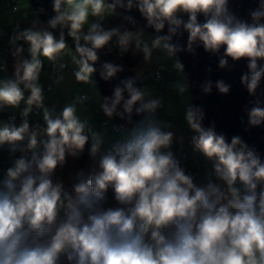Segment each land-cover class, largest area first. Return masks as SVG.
<instances>
[{"label":"clouds","instance_id":"1","mask_svg":"<svg viewBox=\"0 0 264 264\" xmlns=\"http://www.w3.org/2000/svg\"><path fill=\"white\" fill-rule=\"evenodd\" d=\"M51 6L47 28L14 30L13 75L0 79V112L19 109L21 117L19 125L12 122L15 116L0 122V149L21 153L0 178V264H264V158L255 147L240 136L229 141L214 124L205 127L203 108L190 103L184 117L189 142L211 165L208 182L198 185L171 150L173 125L156 118L162 98L137 86L138 75L120 79L111 96H102L104 115L127 125L120 126L124 137L107 148L103 135L78 114L77 104L87 96L57 112L45 104L39 83L42 57L58 63L66 54L65 30L75 48L73 75L90 85H97V73L107 82L124 70L100 61L98 53L111 52L113 40L121 55L142 52L145 63L162 48L176 57L173 67L182 73L177 53L195 54L203 47L217 55L223 49L219 68L230 69L229 59L247 61L240 83L256 97L245 109L247 123L261 126L264 102L257 89L264 80V0L250 12L251 22L230 11L229 0H52ZM118 9L140 13L143 29L156 34L151 45L142 31L104 27L107 16L120 15ZM57 28L58 38L52 31ZM21 40L24 44L17 43ZM24 45L27 57L21 55ZM188 87L176 85L180 94ZM212 87L207 80L201 90L208 94ZM215 87L228 94L231 85L217 80ZM34 109L43 123L31 126ZM86 147L96 166L77 171L68 190L57 171ZM109 190L116 207L105 206Z\"/></svg>","mask_w":264,"mask_h":264},{"label":"water","instance_id":"2","mask_svg":"<svg viewBox=\"0 0 264 264\" xmlns=\"http://www.w3.org/2000/svg\"><path fill=\"white\" fill-rule=\"evenodd\" d=\"M33 6L35 13L38 17L46 23L47 20L54 15L52 11V0H29ZM258 6V0H229V9L238 18L251 22L250 12ZM41 9L43 11H41ZM120 15L132 16L135 21L144 28L146 21L141 17L140 13L133 9L131 12H125L123 9L117 10ZM184 19H187L185 16ZM203 22V17H198ZM264 22V21H262ZM147 32L154 33L153 29L145 28ZM54 35L59 37L60 29L52 30ZM165 28L161 34H166ZM65 39L70 48L75 51L73 41L67 36V30H65ZM176 37H173V41H176ZM187 39V33L185 32L180 37V43L184 44ZM223 53L221 49L220 54L211 55L203 50V47L197 48L195 54L181 51L177 53V58L184 65V74L186 76L189 89L192 95V104L201 106L204 111L203 125L208 127L210 125L215 126L217 133H223L225 137L230 141L233 136H240L249 146L255 147L262 158H264V124L258 127H251L247 123L246 108H250L252 104L250 101L256 99V97L249 96L246 88L240 83V76L247 71V61L240 60L233 62L229 59V64L232 67L221 69L218 67L219 55ZM100 61H108L117 65H123L120 60L106 49L101 50L99 53ZM99 68V64L96 65ZM210 69V71H209ZM134 74L124 67V70L117 74V77L111 81H103L100 79L98 73L95 75L97 85L100 89L102 96H111L112 89L120 79L133 76ZM213 82V87L210 93L204 94L201 90V85L207 81ZM223 80L225 83L230 84L231 88L228 94H221L215 87V81ZM140 81H137V86H141ZM257 95L264 102V80L261 81V86L257 89ZM264 106V103H262ZM140 117L133 115V120H137ZM114 120L125 123L118 117L113 116ZM65 187L71 190L72 185L66 184Z\"/></svg>","mask_w":264,"mask_h":264},{"label":"rangeland","instance_id":"3","mask_svg":"<svg viewBox=\"0 0 264 264\" xmlns=\"http://www.w3.org/2000/svg\"><path fill=\"white\" fill-rule=\"evenodd\" d=\"M17 1L19 10L22 11V14L25 17H31L35 14V10L29 0ZM108 17L109 16L106 18ZM89 19L90 22H92L95 18L90 17ZM34 20L37 26H42V22H40L37 17L34 18ZM85 28H87V25ZM141 31L143 32L142 39L151 45L156 34L147 32L141 26H137L132 32ZM135 53L140 58V61L136 66L131 68L130 71L134 75L136 74L140 77V83L144 87L151 89L154 96L162 98V107L157 110L156 118L161 122H172L173 127L170 130L175 134L176 138L173 144H178V147H176L177 150L182 147L188 148L190 153H192L191 155L196 156L197 152L193 151V148L189 142L191 133L189 132L184 118L187 105L190 103L192 104V95L189 87L188 91L183 94H180L176 88L177 84L188 83L185 74L173 67L176 57H170L165 50L162 48H157L153 50L151 62L145 63L142 52ZM73 55H75V51L68 45L66 54L61 58V60L73 64L71 59ZM161 70L164 72H167L168 70L172 71V76L163 81L162 86L153 80V73L155 71ZM4 72L7 71H0L1 79L8 78V75L6 76L7 73L4 74ZM63 72H65V70H63ZM59 73L60 72H58V74ZM40 85L44 88L43 81L40 83ZM44 94L45 104L49 108H55L57 112H59L64 107V105L72 103L76 97L81 96V94H86L88 99L83 103L77 104L78 114L82 119L86 118L88 120L89 125L94 131L100 132L103 135L105 141L104 147L107 148V144L116 137H118L119 140L124 137V134L117 136L109 129V127L102 125L103 115L100 109L102 95L98 85L77 82L75 77L70 74L65 76L64 79H61V86L54 87L50 92L44 91ZM10 111H15V109H5L0 112V122L6 121L4 113ZM40 117H42V113H40ZM16 156L15 154L10 155L7 150L3 153H0V178L3 177L5 170L11 166L12 161L16 158ZM88 161L89 162L83 168L85 173L90 172L96 166L95 161H93L89 155ZM79 170L80 169L77 168L75 164L74 158L68 157L66 165L62 170L58 169L57 175L61 177L65 185H72L75 182V174ZM195 183L198 185L205 184V182L200 183V181H195ZM107 196L108 198L105 205L106 207L118 206L113 199L111 190H109Z\"/></svg>","mask_w":264,"mask_h":264},{"label":"trees","instance_id":"4","mask_svg":"<svg viewBox=\"0 0 264 264\" xmlns=\"http://www.w3.org/2000/svg\"><path fill=\"white\" fill-rule=\"evenodd\" d=\"M5 2H6L5 4H7V6H8L9 12L13 15L12 23L9 26V34L11 35V37L14 35V32L11 29V26H12L13 22L16 20L17 17L21 18L22 29H24V28H34L33 26H37L36 23H35V20H34V18H36V17L40 20V22H42L41 23L42 26H45V28H47L46 23H44L38 17V15L36 13L33 16H31V17L22 16L21 13H20V10H19V6H18L17 0H12V3L10 2V0H5ZM13 4L17 8V11L15 13L12 12V9H11ZM103 25H104L105 28L120 27L121 31H123L125 29L133 31L137 26H139V24L136 21L126 19L123 15H119V14L112 15V16H109L108 18H106L105 21L103 22ZM18 44H24V42H21V43H18ZM1 47H2V45L0 43V49H1ZM11 48L15 49V45L13 44V47L10 46L6 50H3V54L1 53L2 54V59L0 61V64L5 59V56H6V53H7L8 49H11ZM110 48H111V52L120 60V62L123 64V66L125 68H127V69L133 68L140 61V58L138 57V55L136 53L132 52V51H129L128 53H126L124 55H121L120 52H119L118 46L115 44V40H113L112 44L110 45ZM24 49H25L24 53H26V56H28L27 45H24ZM8 61H9V57L6 59V65H8ZM60 61H62V60H60ZM63 62H65V61H63ZM49 63H52V66H54L55 69L58 68L60 70H68L70 73H72L71 67L70 68L67 67L65 69H62V68L58 67L57 63H53V62H50V61H49ZM66 63L69 66L71 65V63H68V62H66ZM168 71L170 73L168 78H170L172 76V71L171 70H168ZM168 78H166V79H168ZM48 85H51V88L49 90H46V87ZM53 85H54L53 81L49 79L43 85L44 86V88H43L44 91L45 92H50L52 90V88H53ZM83 95L84 94H81V96H83ZM17 111H18V109H17ZM102 115H103V119H104L105 115H104L103 112H102ZM103 119H102V122H103ZM6 121H8V120L6 119ZM30 121L31 122H37L39 124L43 123L42 117H40V113H37L36 115L31 114L30 115ZM12 122L16 123L17 125H19V123H20L19 121H12ZM166 122H169V123L172 124L171 121H166ZM102 125L106 126V127H109V129L112 132H114L117 136L125 134V133H122V134L116 133L111 128L110 124L104 125L102 123ZM117 140H119L118 137H116L115 139L111 140L107 144V147L110 146L112 143L116 142ZM177 145H178L177 143L173 144L171 150L177 156V159L181 162V166L185 169L186 174H191L193 176V178H194V182L195 181H200V183H202V182L207 183L208 179L205 178L204 176L206 175L205 173H207L208 171H211L210 163L205 160V158L202 156L201 153L197 152L196 156H194V155H191L192 153H190L188 148L182 147L179 150H177L176 149V147H178ZM5 151H6L5 149H0V153H3ZM16 154H17L18 157L21 155V153H19V152L15 153V156H16ZM17 156H16V158H17ZM74 161H75V164H76L77 168H79L80 170H83V168L89 162L88 161L87 147L85 148L84 153L79 158H75Z\"/></svg>","mask_w":264,"mask_h":264},{"label":"crops","instance_id":"5","mask_svg":"<svg viewBox=\"0 0 264 264\" xmlns=\"http://www.w3.org/2000/svg\"><path fill=\"white\" fill-rule=\"evenodd\" d=\"M5 3H6L5 0H0V43L2 45V47L0 49V61L2 59L3 50H6L10 46L13 47V44H12V42L10 40L11 35L9 34V26L12 23L13 15L9 12L8 6ZM20 13H21L22 16H24L22 14V11H20ZM33 27L35 29H37V30L45 29V26H33ZM21 55L27 57L26 53H24V52ZM16 59L17 58H15V57L14 58H9L7 68L4 69V70H0V71H7V72H4V74L7 73L6 76L8 75L7 76L8 78H11L12 75H13V71H14V67L13 66H14V63H15ZM42 60H43L44 67H43L42 72L40 74L39 83H41L42 81L44 83H46L50 79V80L53 81V84H54L53 88L56 87V86L59 87V86H61V79L58 81V77L62 76L63 79H64L65 76H68L70 74L73 75L68 70H65V72H63V70H60L58 68L55 69V67L52 66V63H49V61L46 58L42 57ZM58 72H60V73L58 74ZM0 79H1V76H0ZM3 79H5V78H3ZM25 94L27 95V93H25ZM16 113H17V109H15V111L5 112L4 113L5 119H7V116L14 115Z\"/></svg>","mask_w":264,"mask_h":264},{"label":"built area","instance_id":"6","mask_svg":"<svg viewBox=\"0 0 264 264\" xmlns=\"http://www.w3.org/2000/svg\"><path fill=\"white\" fill-rule=\"evenodd\" d=\"M10 2L12 3V0H10ZM12 12H16L17 11V8H16V6L13 4L12 5ZM17 28H19V29H21L22 30V26H21V18L20 17H17L16 18V20L13 22V24H12V26H11V29H12V31L14 32V30L15 29H17ZM21 42H23L22 40L21 41H18L17 43H21ZM14 51V49L13 48H11V49H8V51H7V53H6V56H5V59L3 60V62L0 64V70H4V69H6L7 68V65H6V59L9 57V58H14L13 57V55H12V52ZM61 64H63L64 66L63 67H60V65ZM57 65H58V67L59 68H62V69H65V68H67V67H71V71H72V73L74 72V70H75V65L74 64H71L70 66L66 63V62H63V61H59L58 63H57ZM157 72H159L160 73V79H157L156 78V73ZM169 75H170V73H169V71H167V72H164V71H155L154 73H153V80L156 82V83H158V84H160V85H162V82L163 81H165V79L166 78H168L169 77ZM51 88V85H48L47 87H46V90H49ZM83 96H86L85 94L83 95ZM21 107H23V104L21 105ZM38 112H36V110L34 109V111H33V115H36ZM31 115V114H30ZM13 116H15V120L14 121H19L20 122V120H21V117H20V115H19V109H18V111H17V113L16 114H14V115H10V116H7V120L8 121H11L12 120V117ZM29 123H30V125L31 126H35V125H39V123H37V122H31L30 121V116H29ZM104 125H106V124H110L111 125V128L116 132V133H118V134H122V133H124V131L123 130H121V125H124L125 127H127V125L125 124V123H122V122H119V121H117V120H114V119H111V120H109L106 116L104 117V119H103V122H102ZM176 156V155H175ZM177 157V156H176ZM211 171H208L207 173H205L206 175L204 176L205 178H207V179H209L210 177H209V175H208V173H210ZM211 179H215L214 177H212Z\"/></svg>","mask_w":264,"mask_h":264},{"label":"bare ground","instance_id":"7","mask_svg":"<svg viewBox=\"0 0 264 264\" xmlns=\"http://www.w3.org/2000/svg\"><path fill=\"white\" fill-rule=\"evenodd\" d=\"M113 119V118H112Z\"/></svg>","mask_w":264,"mask_h":264}]
</instances>
